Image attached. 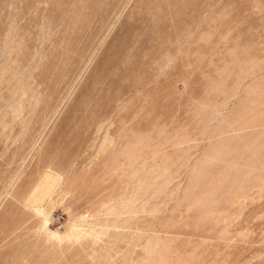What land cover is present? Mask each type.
I'll use <instances>...</instances> for the list:
<instances>
[{"label":"rangeland","instance_id":"1","mask_svg":"<svg viewBox=\"0 0 264 264\" xmlns=\"http://www.w3.org/2000/svg\"><path fill=\"white\" fill-rule=\"evenodd\" d=\"M0 264H264V0H0Z\"/></svg>","mask_w":264,"mask_h":264},{"label":"built area","instance_id":"2","mask_svg":"<svg viewBox=\"0 0 264 264\" xmlns=\"http://www.w3.org/2000/svg\"><path fill=\"white\" fill-rule=\"evenodd\" d=\"M65 215L60 211H53L50 215V230L59 231L64 228Z\"/></svg>","mask_w":264,"mask_h":264}]
</instances>
